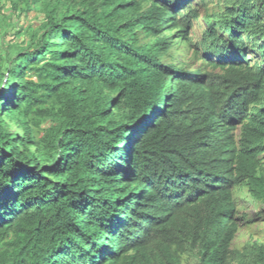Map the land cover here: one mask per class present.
<instances>
[{"label": "trees", "instance_id": "obj_1", "mask_svg": "<svg viewBox=\"0 0 264 264\" xmlns=\"http://www.w3.org/2000/svg\"><path fill=\"white\" fill-rule=\"evenodd\" d=\"M10 2L44 19L0 54V264H264V0ZM202 18L212 71L169 62Z\"/></svg>", "mask_w": 264, "mask_h": 264}, {"label": "rangeland", "instance_id": "obj_2", "mask_svg": "<svg viewBox=\"0 0 264 264\" xmlns=\"http://www.w3.org/2000/svg\"><path fill=\"white\" fill-rule=\"evenodd\" d=\"M208 3V10L202 8L203 18L221 11L219 0H208ZM0 5L4 7L3 14L0 13V54H4L10 50L11 55H14V53L21 51L29 45L27 38L29 29L32 26L39 28L43 24L44 17L39 10L14 12L10 0H0ZM5 15L8 17H5ZM203 18L196 23L195 29L191 33L194 46H190L183 51L174 52L175 59L172 61L169 60V62L177 63L190 70L202 69L205 72L212 71L209 66L205 65L201 58L197 57L199 53L197 45L202 41L203 35L207 30V25ZM9 45H12V48L8 50ZM249 60L250 63H258L260 56L253 54L249 57ZM5 119L8 121L6 130L22 137L23 134L15 122L11 121L7 116ZM235 199L239 208V222L244 229L239 234L234 248L242 249L246 244L253 242L264 243L263 204L254 199L247 188L239 189L236 192Z\"/></svg>", "mask_w": 264, "mask_h": 264}]
</instances>
